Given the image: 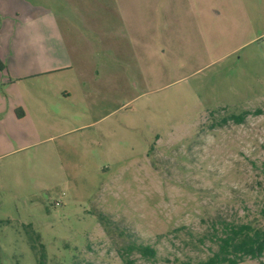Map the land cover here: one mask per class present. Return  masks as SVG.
I'll return each mask as SVG.
<instances>
[{
  "label": "rangeland",
  "instance_id": "rangeland-1",
  "mask_svg": "<svg viewBox=\"0 0 264 264\" xmlns=\"http://www.w3.org/2000/svg\"><path fill=\"white\" fill-rule=\"evenodd\" d=\"M35 1L55 70L8 88L45 104L37 143L0 129V264L197 263L264 225V0Z\"/></svg>",
  "mask_w": 264,
  "mask_h": 264
},
{
  "label": "crops",
  "instance_id": "crops-1",
  "mask_svg": "<svg viewBox=\"0 0 264 264\" xmlns=\"http://www.w3.org/2000/svg\"><path fill=\"white\" fill-rule=\"evenodd\" d=\"M41 5L35 0H0V129L9 134L14 122L29 118L34 131L23 133L22 147L37 143L34 137L40 135L39 111L45 100L38 91L14 95L8 88L55 70L48 64L45 8ZM2 145L8 146L4 140Z\"/></svg>",
  "mask_w": 264,
  "mask_h": 264
},
{
  "label": "trees",
  "instance_id": "trees-1",
  "mask_svg": "<svg viewBox=\"0 0 264 264\" xmlns=\"http://www.w3.org/2000/svg\"><path fill=\"white\" fill-rule=\"evenodd\" d=\"M260 214L264 219V206ZM220 230L221 232L217 231L216 235L218 250L205 260L189 264H240L246 258L260 259L264 256V225L256 226L249 222H222ZM32 248L36 249V246L32 244ZM130 250L138 251L143 257L156 256V250L150 245L132 244ZM45 260L46 254L42 251L37 262L46 264Z\"/></svg>",
  "mask_w": 264,
  "mask_h": 264
}]
</instances>
